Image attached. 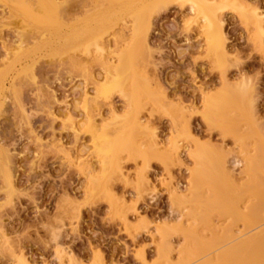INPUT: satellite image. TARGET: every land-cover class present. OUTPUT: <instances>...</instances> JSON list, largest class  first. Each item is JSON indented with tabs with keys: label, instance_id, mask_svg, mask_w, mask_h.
Segmentation results:
<instances>
[{
	"label": "rangeland",
	"instance_id": "obj_1",
	"mask_svg": "<svg viewBox=\"0 0 264 264\" xmlns=\"http://www.w3.org/2000/svg\"><path fill=\"white\" fill-rule=\"evenodd\" d=\"M209 1L222 5L212 8L228 51L221 66L207 52L203 21L188 2L154 4L139 26L127 15L112 21L107 0H0V264H60L57 255L67 264H182L183 250L198 253L196 241L208 247L211 230L255 224L253 214L264 208V0ZM72 2L89 12L80 38L68 47L62 30ZM253 11L262 16V31L249 19ZM121 61L131 64L129 73L132 67V76H120L124 91L145 85L149 91L134 104L118 88L96 97V87ZM230 84L246 87L243 98L206 120L205 98ZM132 114L141 122L134 135ZM117 130L116 175L93 140L104 133L115 139ZM154 143L155 156L138 153ZM200 146L227 159L232 189L218 181L195 198L190 152ZM232 157L238 166L230 165ZM252 157L260 167L255 181L263 183L252 181L256 186L247 176ZM164 227H183L199 238L165 235ZM205 249L189 264H203Z\"/></svg>",
	"mask_w": 264,
	"mask_h": 264
},
{
	"label": "bare ground",
	"instance_id": "obj_2",
	"mask_svg": "<svg viewBox=\"0 0 264 264\" xmlns=\"http://www.w3.org/2000/svg\"><path fill=\"white\" fill-rule=\"evenodd\" d=\"M70 1H74V0H70ZM166 1L167 0H107V3L106 4H108L107 5V7L105 8L106 9V11L110 14L109 15V17H110V19L112 20V21H114V20H116V19H118V18H121L122 16H124V15H127L128 17H130V18H132L133 19V21L135 22V23H139V24H141V23H143L146 19H149V16H150V14H149V12L151 11V8L153 7V5L155 4V6H154V9L156 8H158L159 9V7L160 8H162V6H160V5H162V4H164V3H166ZM181 2H188L189 3V8H190V10L191 11H193V12H196L197 14H199L200 16H201V19H202V21H203V23H202V31H203V33H204V36H205V42H206V45H207V52H209V54H211L212 56H214V58L217 60V64L218 65H222L223 64V62H224V60L227 58V56H228V51H227V49H226V46L224 45V44H226V43H224L225 41H224V33L222 34V30L223 29H221V23H220V21H219V19H218V17H217V15H216V12L215 11H212V8L214 9V7H213V5L214 6H216V8L217 7H220V6H222L221 4H213V5H211V3H210V1L209 0H180ZM209 1V2H208ZM53 2V1H52ZM51 2V3H52ZM65 3H66V1H65ZM73 3V5H72V7H71V5H69L68 4V6H67V8H66V6H65V13H64V17H65V23L63 24V37H64V40H65V42H66V45H68V47H70V45H71V43H72V41H73V38L75 39V38H77V37H79L80 36V34L81 33H83V26H82V23H81V21H82V18H83V16L85 15V13H88L89 12V9H87L86 7H85V5L84 4H79V3H81V2H77V4L75 3V2H72ZM53 4V6L54 7H56L55 6V2H53L52 3ZM71 4V3H70ZM51 5V4H50ZM57 5V4H56ZM66 5V4H65ZM211 8H210V7ZM85 7V8H84ZM224 7V6H223ZM67 9V10H66ZM189 10V9H188ZM211 11V12H209V11ZM66 15V16H65ZM199 15H197V16H199ZM250 15V14H249ZM260 15L261 14H259L258 13V11H253L252 12V15H250V16H247V15H245L246 17H250L249 19H251L254 23H255V25H256V28L258 29V30H260V31H262V29H263V25H262V21H263V19H261V17H260ZM76 16V17H75ZM68 19V20H67ZM248 19V20H249ZM132 21V22H133ZM149 21V20H148ZM222 21V20H221ZM134 23V24H135ZM138 24V25H139ZM139 26H141V25H139ZM147 26V25H146ZM83 28V29H82ZM138 28V27H137ZM102 31H99V33H101ZM98 33V34H99ZM80 38V37H79ZM100 39V38H99ZM96 40V39H95ZM94 40V41H95ZM98 40V39H97ZM63 41V40H62ZM97 44H98V41H97ZM96 45V44H95ZM97 46V45H96ZM99 47H100V45H99ZM124 61V60H123ZM125 62V61H124ZM127 63V62H126ZM126 63H122V61H121V63H120V65L119 66H117V68H116V70H115V74H113L112 76H111V79L110 80H106L104 83H102V84H100L98 87H96V97H107L108 96V93L110 92V91H112L114 88H118L119 90H120V92L122 93V95L123 96H126L127 97V101L130 103V104H134V103H136V100H137V96H138V94H142V93H144V94H146V95H149V91H148V89H145L144 87H146L147 88V86L145 85L144 87L143 86H141L142 88H137V87H139V86H133V83H132V92H131V94H128V92H125L126 91V89H125V91H124V87L122 86L123 85V78H121L120 76H122V75H126L127 73H129V70H130V68H129V66H128V63L126 64ZM130 64V63H129ZM130 66H131V64H130ZM131 72H132V67H131ZM131 72L128 74L129 76H132V75H130L131 74ZM135 75V74H134ZM123 77V76H122ZM127 77V76H126ZM136 77V76H135ZM128 78V77H127ZM124 79H125V76H124ZM127 80V79H126ZM135 80V79H134ZM138 83V82H137ZM139 84V83H138ZM141 84V83H140ZM226 85V84H225ZM231 85V84H230ZM226 87V89L227 90H225V91H223V92H221V93H219V94H217V95H214V96H208V97H206L205 99V111H204V113H203V116L206 118V120H208V121H211L212 120V117L213 116H217V115H224V113H225V110H227V108H228V106H231V105H234L235 106V98H237L238 96L239 97H241V98H243V94H244V92H245V88H240V86L239 87H232V85H231V87L229 86V88H228V86H225ZM141 89L144 91H141ZM244 89V90H243ZM138 90H140V92L141 93H139L138 92ZM147 91V92H146ZM247 92H249V91H247ZM143 94V95H144ZM145 95V96H146ZM241 95V96H240ZM250 96V95H249ZM253 96V95H252ZM244 97H245V95H244ZM248 97V96H247ZM251 99V98H250ZM243 100V99H242ZM239 102H240V100H238ZM238 101L236 102V103H238ZM246 101V100H245ZM243 102V101H242ZM250 102H252V99H251V101L249 100V103ZM243 104V103H242ZM250 105H252V104H250ZM139 106V105H138ZM243 106H245L244 104H243ZM246 106H247V104H246ZM232 107V106H231ZM248 107V106H247ZM252 107V106H251ZM184 108V107H183ZM240 108V107H239ZM246 108V107H245ZM252 112H253V110H252ZM242 113V112H241ZM221 116V117H222ZM242 116V115H241ZM133 114H132V116L130 117L131 118V123L133 124L132 125V127H133V129H135L134 131L135 132H131L133 135H134V133H137V132H139V128H140V123L141 122H139V121H136V118H135V121H133ZM243 118V117H242ZM139 119V118H138ZM123 120H124V118H123ZM122 120V121H123ZM127 121H129V120H126L125 122H127ZM213 121V120H212ZM121 123H124V121L123 122H121ZM212 122H210V124H211ZM224 123V122H223ZM129 124V123H128ZM127 124V125H128ZM213 124V126H214V122L212 123ZM211 124V125H212ZM217 124H219V123H217ZM93 126V125H92ZM123 127H124V125H123ZM122 127V128H123ZM122 128H121V130H122ZM231 128V127H230ZM229 128V129H230ZM233 128V127H232ZM129 129L130 128H128L127 129V131H129ZM137 129V130H136ZM141 129V128H140ZM228 129V130H229ZM185 130H187V129H185ZM222 130H223V128H222ZM120 130H117V132L116 133H118ZM127 131L126 130H124V132L125 133H127ZM143 131H141L140 133H142ZM120 134L119 135H117L116 137H115V139L114 138H111L112 136L110 135V134H108V133H104L103 134V136H102V134H99L98 136H93V137H95V139H96V141L95 140H93L94 142H95V144H94V146L95 145H97L96 146V153L99 155V156H101V158H104V160H105V162L107 163V164H109L112 168H113V170H112V172L115 170L114 169V167H116L117 169H116V172H120L119 171V168H118V166H117V161H118V153H116L115 152V146L117 145V144H115L116 143V140L118 139V137H120V135H121V133L122 132H119ZM139 134V133H138ZM95 135V134H94ZM126 135V134H125ZM186 135L189 137V136H191V132L190 131H188L187 130V133H186ZM122 137L124 138V135H122ZM132 137H134V136H132ZM123 138H121L120 139V141L121 140H123ZM134 139V138H133ZM135 140V139H134ZM117 142H118V140H117ZM127 142L130 144V141H128L127 140ZM178 142V141H177ZM176 142V145L175 146H173L175 149H177V147L179 146V144ZM174 143V142H173ZM154 144H155V146H154ZM153 145H151L150 147L148 146L147 148H148V151H143V152H140L139 151V149H136L134 146V149L133 150H136V151H139L138 153H140V155H142L143 153H145V154H148L147 156H149L150 155V153L151 154H154V156L157 154V152H158V150H156L157 149V144L156 143H154ZM177 144H178V146H177ZM260 144V143H259ZM174 145V144H173ZM127 145H126V143H125V147H126ZM207 146V145H206ZM260 147H261V144L259 145ZM117 147V146H116ZM129 147V146H128ZM209 147V146H208ZM207 147V149L208 150H206V147L204 146L203 147V149H200L201 148V146L198 148L197 147V149H195V150H193L192 152H190V154L192 155V159L194 160V163L195 164H193V169H191L192 170V172H191V178H192V183H193V193H194V195L195 194H197L198 196H196L195 198H199V196H200V192L202 191V188L203 187H205L206 185H211L212 184V186L214 185V184H218V186H219V184H221V183H219L218 181H224V180H226V181H224V184L227 182V184L226 185H224V184H222V185H224L225 187H229L230 186V188L232 189V186L228 183V181L231 179V177L230 176H232L231 175V169H229V167H227L226 166V164H227V159L226 158H224V156L222 157L221 156V152H220V154H215V151L213 150L212 152H211V150L209 149ZM118 148V147H117ZM147 148L145 149V150H147ZM173 148V149H174ZM259 147H257V149H258ZM264 149V148H263ZM205 150V151H204ZM260 150H262L261 148H260ZM130 151V150H129ZM132 151V150H131ZM211 153H210V152ZM148 152V153H147ZM156 152V153H155ZM138 153H137V155H138ZM262 153V152H261ZM2 155H4V154H2ZM8 156V155H7ZM139 156V155H138ZM146 156V155H145ZM140 157H142V156H140ZM256 157H252V159L250 158L248 161V163H247V165H246V167H247V176L250 178V182L253 184L254 182H252V181H255L256 180V178L258 177V175H259V169H260V167H259V161L257 160V158L255 159ZM5 160H7V158L5 159ZM103 160V161H104ZM107 160V161H106ZM258 161V163H257V161ZM8 161H9V159H8ZM104 162V163H105ZM229 162H230V165H232L233 167H235V166H238L239 164H240V160L239 159H237V158H235V157H232V158H230V160H229ZM106 164V165H107ZM108 165V166H109ZM6 167V166H5ZM107 167V166H106ZM7 168V167H6ZM108 168V167H107ZM5 169V168H4ZM3 169V170H4ZM262 170V169H261ZM6 171V172H5ZM116 172H113V173H115L116 175L117 174H120V173H116ZM122 173V172H121ZM263 171H262V175H261V179L263 178L264 179V175H263ZM8 172H7V170L5 169L4 170V175H5V179H6V183H8L7 181H9V178L10 177H8ZM123 174V173H122ZM10 176V175H9ZM119 176V175H118ZM121 176V175H120ZM257 176V177H256ZM4 177V176H3ZM256 177V178H255ZM11 179V178H10ZM228 180V181H227ZM260 180V179H259ZM216 181V182H215ZM261 181V180H260ZM262 181H264V180H262ZM11 182V181H10ZM235 182V181H234ZM256 182V181H255ZM259 182V181H258ZM258 182H256V184H258ZM214 183V184H213ZM230 183L233 185V181L231 182L230 181ZM260 184L262 183V182H259ZM229 184V185H228ZM249 185V187L250 186H253V185ZM263 184V183H262ZM221 185V186H222ZM239 184H237V186H238ZM254 185H255V183H254ZM224 186H223V188H224ZM236 186V185H235ZM256 186V185H255ZM260 186H262V185H260ZM264 186V185H263ZM213 187H216V186H213ZM228 187H227V189H228ZM238 187H241L240 189H241V192H242V190H246V189H244V188H242L243 186H238ZM237 187V188H238ZM254 187V186H253ZM212 188V187H211ZM229 188V189H230ZM260 188V187H259ZM263 190V188H261V191ZM243 192H245V191H243ZM257 192V191H256ZM262 192H264V190L262 191ZM259 194L261 193V192H258ZM177 194V193H176ZM176 194H175V196H176ZM202 195V194H201ZM256 196V195H255ZM260 196V195H259ZM263 197L262 198H264V193H263V195H262ZM177 197V196H176ZM175 197V198H176ZM179 197V196H178ZM186 197V196H185ZM211 197V196H210ZM218 196H216V198H217ZM197 198V199H198ZM256 198H258V194H257V196H256ZM259 198H261V197H259ZM259 198H258V200H259ZM179 199H181L182 200V198H181V196L179 197ZM179 199H177L178 201H180ZM196 199V200H197ZM201 199V198H200ZM223 199V198H222ZM195 200V199H194ZM195 200V201H196ZM212 200V199H211ZM211 200H208V201H210L211 202ZM217 200V199H216ZM215 200V201H216ZM218 200H221V199H218ZM217 200V201H218ZM204 201H206V200H204ZM214 201V202H215ZM234 201V200H233ZM198 202H199V200H198ZM197 202V203H198ZM213 202V201H212ZM258 202H260L261 203V209H262V205H263V200L261 201V199H260V201H258ZM194 203H196V202H194ZM218 203H220V202H218ZM214 204V203H213ZM221 204V203H220ZM219 204V205H220ZM233 204V203H232ZM231 204V205H232ZM255 204H257L256 202H255ZM209 205H210V203H209ZM218 205V204H217ZM259 205V204H258ZM212 206V205H211ZM216 206V205H215ZM254 206H256V208L258 207L257 205H254ZM212 207H214V206H212ZM212 207H211V209H212ZM218 207V206H217ZM221 207H222V205H221ZM216 208V207H215ZM219 208V207H218ZM223 208V207H222ZM255 208V207H254ZM255 208V209H256ZM260 208V207H259ZM207 209V208H206ZM214 209V208H213ZM212 209V210H213ZM261 209H259V210H261ZM203 210V209H202ZM205 210V209H204ZM203 210V216H204V218L206 217V219L208 220V218L209 217H207L208 215L205 213L206 212V210L204 211ZM216 210V209H215ZM219 210V209H218ZM217 210V211H218ZM231 210V209H230ZM253 210V209H252ZM263 210H264V208H263ZM263 210H261V211H255V214H253V212L250 214L251 215V217H252V219H251V222L253 221V216H254V218H255V215H256V217H258V219L257 220H255V224L254 225H252L253 223H254V221L252 222V224H248V227H245L244 228V226H243V228L242 227H240V226H238V227H236V228H232V227H230L229 225L228 226H225V227H228V228H225V227H223V228H225V229H222L221 228V230H222V232H220V233H218V231L216 230V231H213V230H211L212 231V237H214V239L212 240H209L208 242H209V244H208V247H206V245L207 244H202L203 242H201L200 240L201 239H204V238H201V239H199L198 241L199 242H201L199 245L201 246V244H202V246H204V248L202 247H199L198 248V242L196 241L198 238H199V236L198 237H196L195 236V234L193 233V231H190V230H186L185 228H183V227H173V228H169V227H164V228H162L163 229V231L161 230V232L162 233H164L165 235L166 234H169V233H177V232H182L184 235H185V237L188 239V240H190V241H192V242H194L193 240H195L196 241V243H197V246H195L194 245V243H193V246H192V244H191V248H193L194 246L197 248V249H199V251H200V249H205V251H203L204 253L206 252V255H205V257H208L207 259H206V261L205 262H203V264H264V216L262 215L261 216V214L263 213L262 211ZM209 211H211V210H208L207 212H209ZM233 211V210H232ZM238 211V210H237ZM195 212V211H194ZM216 212V211H215ZM231 212V211H230ZM241 212V211H240ZM238 213V214H236V212H235V214L236 215H241V216H243V213L241 212V213ZM260 212H262L261 214H260ZM201 214H198L197 212L194 214L193 213V215H196V214H198L199 216L201 215L202 216V212H200ZM224 213V212H223ZM249 213V212H248ZM205 214H206V216H205ZM252 214H253V216H252ZM198 215H196V216H198ZM236 215H233V216H236ZM202 216V217H203ZM261 216V217H260ZM202 217H200V219L203 221H205V219H203ZM238 216H236V217H234V220L236 221V218H237ZM259 217H260V219H259ZM211 218V217H210ZM243 219H244V217H242ZM238 220H241L240 219V217H238L237 218ZM211 220V219H210ZM210 220H208V222L210 221ZM201 221V222H202ZM208 222L207 221H205V222H202V223H205V225H206V223L208 224ZM210 224V223H209ZM208 224V225H209ZM235 225V224H234ZM251 225V226H250ZM247 226V225H246ZM206 227V226H205ZM235 227V226H234ZM208 228V227H207ZM206 228V229H207ZM209 228H211L210 227V225H209ZM216 228H219V227H216ZM215 229V228H214ZM155 232V231H154ZM217 232V233H216ZM214 233H215V235L217 234V236H214ZM219 234V235H218ZM203 241V240H202ZM211 241V242H210ZM207 242V241H206ZM205 242V243H206ZM260 243V244H259ZM262 243V244H261ZM253 247H254V249H253ZM252 248V249H251ZM251 251H250V250ZM183 250V249H182ZM191 250H193V249H191ZM190 250V251H191ZM195 250V252H196V249H194ZM194 250L193 251H191L190 253H187V251H189V250H183L182 252H181V254L183 253V255H181V256H183L184 257V260H183V262L184 263H182V264H189V262L190 261H192L193 262V260H194V255L195 254H198V257L200 256V252H202V251H198L197 250V252L198 253H195L194 252ZM162 253L163 254H165L166 256H168V253H170L171 252V249L169 248V247H167V248H163L162 250ZM252 252V253H251ZM162 254V255H163ZM193 254V255H192ZM67 255H68V252H67ZM186 255H191V257L190 258H187L186 257ZM69 256V255H68ZM193 257V258H192ZM196 257V256H195ZM56 258L59 260V262H60V264H67V263H64V261L62 260V258H61V255H57L56 256ZM189 259H192V260H189ZM197 259V258H196ZM196 259H195V261H196ZM199 260L200 259H202L201 257H199L198 258ZM19 261H21L22 263H25V260H23L22 258L21 259H19ZM189 261V262H188ZM194 261V262H195ZM191 262V264H193ZM197 262V261H196ZM26 264V263H25ZM46 264H49V263H47L46 262Z\"/></svg>",
	"mask_w": 264,
	"mask_h": 264
}]
</instances>
